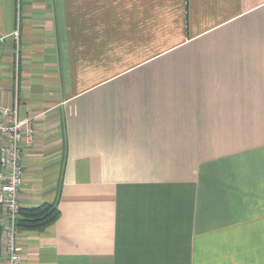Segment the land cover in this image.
<instances>
[{
	"label": "crops",
	"instance_id": "1",
	"mask_svg": "<svg viewBox=\"0 0 264 264\" xmlns=\"http://www.w3.org/2000/svg\"><path fill=\"white\" fill-rule=\"evenodd\" d=\"M0 38L21 209L60 212L20 264H264V0H0Z\"/></svg>",
	"mask_w": 264,
	"mask_h": 264
},
{
	"label": "built area",
	"instance_id": "2",
	"mask_svg": "<svg viewBox=\"0 0 264 264\" xmlns=\"http://www.w3.org/2000/svg\"><path fill=\"white\" fill-rule=\"evenodd\" d=\"M19 40V31L13 34ZM2 39H0V42ZM20 65L16 61V78L13 85V105L0 104V206L6 209L8 225L5 232V258L2 264H20L22 246L19 242L17 221L19 202L24 181V152L35 142L36 130L31 120H20Z\"/></svg>",
	"mask_w": 264,
	"mask_h": 264
},
{
	"label": "trees",
	"instance_id": "3",
	"mask_svg": "<svg viewBox=\"0 0 264 264\" xmlns=\"http://www.w3.org/2000/svg\"><path fill=\"white\" fill-rule=\"evenodd\" d=\"M59 216L57 204H43L31 209H21L17 227L19 230H41L55 223Z\"/></svg>",
	"mask_w": 264,
	"mask_h": 264
},
{
	"label": "water",
	"instance_id": "4",
	"mask_svg": "<svg viewBox=\"0 0 264 264\" xmlns=\"http://www.w3.org/2000/svg\"><path fill=\"white\" fill-rule=\"evenodd\" d=\"M1 39V38H0Z\"/></svg>",
	"mask_w": 264,
	"mask_h": 264
}]
</instances>
